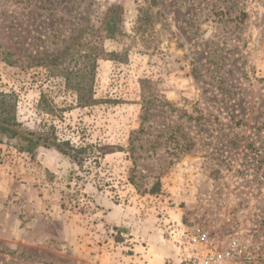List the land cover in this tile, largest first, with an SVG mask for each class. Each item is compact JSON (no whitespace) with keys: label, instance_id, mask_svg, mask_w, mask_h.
<instances>
[{"label":"rangeland","instance_id":"374dc122","mask_svg":"<svg viewBox=\"0 0 264 264\" xmlns=\"http://www.w3.org/2000/svg\"><path fill=\"white\" fill-rule=\"evenodd\" d=\"M110 5L120 32L91 45L118 59H96L81 106L66 76ZM0 91L24 128L84 150L0 142V264H98L92 232L123 237L98 230L103 201L165 240L167 221L252 229L264 264V0H0Z\"/></svg>","mask_w":264,"mask_h":264},{"label":"trees","instance_id":"16d2710c","mask_svg":"<svg viewBox=\"0 0 264 264\" xmlns=\"http://www.w3.org/2000/svg\"><path fill=\"white\" fill-rule=\"evenodd\" d=\"M121 14L119 5H110L102 12L101 17L96 26L86 27L85 33V54L83 58L87 61L85 67L80 68L78 76L72 79L70 73L66 76V85L75 90L77 102L81 106L92 105L95 99L92 97V78L95 61L104 55H109L112 59H118L116 53H108L104 51L102 46L91 45V40L112 38L118 34L119 27L115 17ZM56 57L50 59L52 64L56 63ZM49 61V62H50ZM3 139L15 141V147L19 152L33 154L38 147H52L62 154L68 156L72 162L80 164L83 161L81 147H73L69 141L59 140L52 126H45L39 131L24 128L17 118V104L13 93L0 91V142ZM105 150V149H104ZM102 153H106L102 151ZM104 156V155H101Z\"/></svg>","mask_w":264,"mask_h":264},{"label":"crops","instance_id":"0c3cea01","mask_svg":"<svg viewBox=\"0 0 264 264\" xmlns=\"http://www.w3.org/2000/svg\"><path fill=\"white\" fill-rule=\"evenodd\" d=\"M98 220L102 230H115L122 235L115 240L111 234L99 235L92 232L93 238L101 242L96 250L98 264H184L174 253L173 248L164 239L158 224L152 215L134 218L130 212L110 201H103L97 208ZM104 232V231H103ZM123 233V234H122Z\"/></svg>","mask_w":264,"mask_h":264},{"label":"built area","instance_id":"2783aa9c","mask_svg":"<svg viewBox=\"0 0 264 264\" xmlns=\"http://www.w3.org/2000/svg\"><path fill=\"white\" fill-rule=\"evenodd\" d=\"M167 242L184 264H259V242L252 229L219 237L211 229L182 221L163 225Z\"/></svg>","mask_w":264,"mask_h":264}]
</instances>
